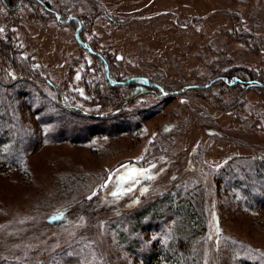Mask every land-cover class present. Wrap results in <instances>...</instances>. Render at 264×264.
Masks as SVG:
<instances>
[{
	"label": "rangeland",
	"instance_id": "obj_1",
	"mask_svg": "<svg viewBox=\"0 0 264 264\" xmlns=\"http://www.w3.org/2000/svg\"><path fill=\"white\" fill-rule=\"evenodd\" d=\"M42 1L49 11L34 0L9 11L0 1V32L40 78L88 99L72 87L79 72L68 69L91 60L84 46L92 44L116 58L121 75L159 87L131 101L133 115L146 109L137 129L82 142L51 141L55 121L44 96L25 85L9 88L14 97L3 89L0 109L11 124L0 149V264H130L111 221L171 188L206 220L202 264H264V165L253 161L264 157V91L221 82L188 88L231 66L264 74V48L250 51L259 42L245 36L264 40V0ZM56 10L84 18L81 35ZM0 72L14 78L2 52ZM173 222L169 216L139 236L157 248Z\"/></svg>",
	"mask_w": 264,
	"mask_h": 264
},
{
	"label": "trees",
	"instance_id": "obj_2",
	"mask_svg": "<svg viewBox=\"0 0 264 264\" xmlns=\"http://www.w3.org/2000/svg\"><path fill=\"white\" fill-rule=\"evenodd\" d=\"M0 1L9 11H17L24 0ZM34 1L44 10H50L46 2ZM55 15L57 18L60 17V20L65 19L66 25H72L74 22L78 28L77 33L81 35L85 28L84 18L68 17L59 10H56ZM245 36L249 39L247 43L253 39H257L259 42L254 44V48L250 51L256 52L264 48V43H262L264 40L257 35L248 33ZM79 38L82 39V42L85 41L82 36ZM12 40L10 36L0 32V52L8 60L11 74L14 77L13 79L9 78L0 72V98L3 95V89L6 92V90L10 91V87H16L21 91L22 85L30 89L28 90L30 93L40 94L42 98L45 97L44 99L51 110H49V115L52 121H55L50 130L51 134H49L53 138L51 141L82 142L95 135L114 137L119 133L134 131L140 126L146 109H138L133 115L129 111L131 101L145 93H153L159 87V84L151 81L149 77H147L148 81L142 82L138 77L128 73L121 75L120 70L114 69L111 64V61H116L114 56L106 57L97 52L94 45L85 44V50L89 52L91 60L89 62L86 60L82 66L74 64L72 71L70 68L68 69V76L73 72H79V78H77L76 83L72 82V87L74 86L73 89L82 87L89 98H82V96L72 92L69 94L67 91L69 84H56L48 78H40L36 75L38 68L33 66V61L31 62L27 56L21 54L20 49ZM78 43L81 44L80 41ZM215 69L217 70L218 67ZM39 79L45 83L48 88L47 91L38 88V85L31 82ZM230 81L232 83L228 84ZM219 82L233 88L243 86L246 90L254 87L264 91V74L258 75L252 69L242 66H231L220 70L204 85H193L188 88L208 89L212 84ZM171 90L167 91L166 94L160 93L159 96L165 98L177 93L173 92L174 88ZM8 93L12 97L16 95L15 92L14 95L11 91ZM77 98L79 101L75 100V102L74 99ZM87 105L91 108H88ZM95 106L98 107L92 109ZM6 108L0 109V149L4 147L8 138L5 134H7V129L11 124L10 115ZM148 115H150L149 112ZM68 131L69 135L67 136ZM83 131L85 134H82ZM253 161L255 169L259 165H264V157H256ZM230 169L231 166L225 165L217 174L221 178L223 175L228 176L227 172ZM234 170L235 175H237L236 173H239L241 168L235 166ZM231 179L234 184L237 183L236 177L232 176ZM176 193L177 190L172 188L163 191L157 197L141 203L134 209L116 215L111 221L112 229L117 235L119 243L123 245L122 248L133 257L130 264H202L204 238L207 229L206 220L194 208L188 198L177 199ZM139 198L144 199L142 195ZM173 215L172 226L174 230L165 244L153 248L151 243L140 238L139 233L141 231L147 230L148 227H153L155 230V225L160 220L163 221ZM54 222L59 223L60 219H56Z\"/></svg>",
	"mask_w": 264,
	"mask_h": 264
},
{
	"label": "snow or ice",
	"instance_id": "obj_3",
	"mask_svg": "<svg viewBox=\"0 0 264 264\" xmlns=\"http://www.w3.org/2000/svg\"><path fill=\"white\" fill-rule=\"evenodd\" d=\"M77 78H79V77H77ZM124 167H127V166H124ZM129 171H130V172H136L137 170H136V169H129ZM140 171H144V170H140ZM149 178H151V177H149ZM110 179H111V177H110ZM121 179H125V177H121ZM112 194H113V195H116L115 192H113ZM93 195H95V193H94ZM218 230H219V229H217V231H218Z\"/></svg>",
	"mask_w": 264,
	"mask_h": 264
}]
</instances>
